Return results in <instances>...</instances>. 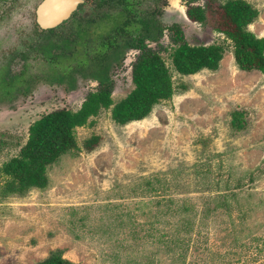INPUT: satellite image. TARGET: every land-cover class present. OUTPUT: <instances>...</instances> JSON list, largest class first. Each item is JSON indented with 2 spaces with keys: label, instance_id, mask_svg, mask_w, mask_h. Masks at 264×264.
Listing matches in <instances>:
<instances>
[{
  "label": "rangeland",
  "instance_id": "374dc122",
  "mask_svg": "<svg viewBox=\"0 0 264 264\" xmlns=\"http://www.w3.org/2000/svg\"><path fill=\"white\" fill-rule=\"evenodd\" d=\"M41 1L0 4V70H24L27 81L12 98L0 92V169L20 153L34 121L79 110L98 88L81 76L74 90L53 82L58 68L40 50L35 20ZM245 1L259 11L248 30L264 37V0ZM206 2L209 22L191 21L188 6ZM224 2L134 0L141 16L180 24L191 45H224L220 66L177 73L164 31L173 98L126 125L112 120V107L101 110L77 128L80 150L48 168L45 189L0 194V264H38L56 253L73 264H264V75L240 69L231 42L215 31ZM89 10L93 4L80 5L77 16ZM137 51L110 71L113 104L134 88Z\"/></svg>",
  "mask_w": 264,
  "mask_h": 264
},
{
  "label": "trees",
  "instance_id": "16d2710c",
  "mask_svg": "<svg viewBox=\"0 0 264 264\" xmlns=\"http://www.w3.org/2000/svg\"><path fill=\"white\" fill-rule=\"evenodd\" d=\"M86 2L94 3V10H90L87 17L77 16L76 12L67 23L71 30L64 36L56 31L41 32L44 42L40 50L47 61L58 68L53 82L66 84L68 90H74L77 76H81L96 81L98 88L86 95L79 110L56 109L29 126L20 153L4 162L0 169V194L4 196L23 195L32 188L45 189L49 183L48 168L67 153L80 150L77 128L92 125L91 118L99 116L101 110L112 107V120L118 125H126L146 118L157 104L173 98L176 87L171 70L161 56L168 49L161 44L164 31L170 32L172 65L181 75H193L204 69L216 70L224 58V45H191L180 24L165 27L155 12H151V16H141L134 0ZM212 6L208 2L204 7L188 6L186 15L193 22L206 24L209 22L207 9ZM219 8L221 13L216 19L215 31L231 42L238 67L264 75V37H257L248 30L259 11L245 0H225ZM89 40L92 43L87 46ZM151 44L162 46L155 50ZM131 49L139 51L132 63L134 88L124 99L113 104L114 81L110 71ZM9 72L8 67L0 70V92L4 97L12 98L27 81L24 70L14 74ZM180 87L187 89L184 85ZM24 88V94L30 91V86ZM2 176L6 179L4 184H1ZM177 243L183 244L184 239ZM177 243L174 241V245ZM38 264L73 263L56 253Z\"/></svg>",
  "mask_w": 264,
  "mask_h": 264
},
{
  "label": "water",
  "instance_id": "95a60500",
  "mask_svg": "<svg viewBox=\"0 0 264 264\" xmlns=\"http://www.w3.org/2000/svg\"><path fill=\"white\" fill-rule=\"evenodd\" d=\"M84 0H44L38 7V22L43 29L52 28L70 18Z\"/></svg>",
  "mask_w": 264,
  "mask_h": 264
},
{
  "label": "flooded vegetation",
  "instance_id": "af4514ba",
  "mask_svg": "<svg viewBox=\"0 0 264 264\" xmlns=\"http://www.w3.org/2000/svg\"><path fill=\"white\" fill-rule=\"evenodd\" d=\"M44 0H42L39 4H38V6L36 7V10H35V20H36V26H37V29H39L40 30V32H42V31H47V32H49V31H56L57 33H60L61 34V36L64 34H66V29H65V26H66V24L70 21V20H72L73 19V16L76 14V12H77V9L73 12V14L70 16V18H68V19H66V20H64V21H62L61 23H59V24H57L56 26H54V27H52V28H47V29H43L42 28V26L39 24V22H38V7L41 5V3L43 2ZM3 3H7L6 2V0H0V4L1 5H3ZM86 4H90V3H87L86 2V0H84V2L81 4V5H83V6H85ZM91 4H93V5H95L94 3H91ZM80 6V5H79ZM78 6V7H79ZM90 11V10H89ZM89 11H87L88 13H89ZM57 33H55V34H57ZM63 35V36H64Z\"/></svg>",
  "mask_w": 264,
  "mask_h": 264
},
{
  "label": "clouds",
  "instance_id": "9594fccd",
  "mask_svg": "<svg viewBox=\"0 0 264 264\" xmlns=\"http://www.w3.org/2000/svg\"><path fill=\"white\" fill-rule=\"evenodd\" d=\"M131 50H136V49H131ZM137 51V50H136ZM138 52V54H139V51H137Z\"/></svg>",
  "mask_w": 264,
  "mask_h": 264
}]
</instances>
